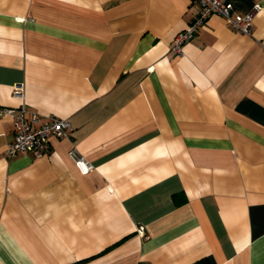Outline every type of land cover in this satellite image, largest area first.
<instances>
[{
    "label": "crops",
    "instance_id": "1",
    "mask_svg": "<svg viewBox=\"0 0 264 264\" xmlns=\"http://www.w3.org/2000/svg\"><path fill=\"white\" fill-rule=\"evenodd\" d=\"M228 2L251 33L174 56L192 0H0V108L71 124L9 157L0 116V264H264V0Z\"/></svg>",
    "mask_w": 264,
    "mask_h": 264
},
{
    "label": "built area",
    "instance_id": "2",
    "mask_svg": "<svg viewBox=\"0 0 264 264\" xmlns=\"http://www.w3.org/2000/svg\"><path fill=\"white\" fill-rule=\"evenodd\" d=\"M197 5V12L193 19L173 38L171 51L178 56L183 51L185 43L189 42L202 28L213 14L222 16L235 33L250 34L252 19L258 5L243 16H234L228 0H192ZM23 84L16 83L13 95L23 98ZM0 116L9 117L13 123L14 132L11 141L6 145L4 153L11 157L17 153H29L34 157L46 155L50 151L52 137L63 138L69 136L70 121L55 115H43L31 110L22 100L14 108H0ZM68 156L82 173L94 169L92 162L86 158L75 146L68 150Z\"/></svg>",
    "mask_w": 264,
    "mask_h": 264
},
{
    "label": "trees",
    "instance_id": "3",
    "mask_svg": "<svg viewBox=\"0 0 264 264\" xmlns=\"http://www.w3.org/2000/svg\"><path fill=\"white\" fill-rule=\"evenodd\" d=\"M192 264H209L206 258L200 259Z\"/></svg>",
    "mask_w": 264,
    "mask_h": 264
}]
</instances>
